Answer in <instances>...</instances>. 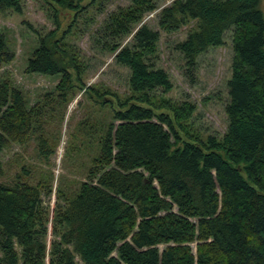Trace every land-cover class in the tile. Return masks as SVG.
Returning <instances> with one entry per match:
<instances>
[{"label": "trees", "instance_id": "trees-1", "mask_svg": "<svg viewBox=\"0 0 264 264\" xmlns=\"http://www.w3.org/2000/svg\"><path fill=\"white\" fill-rule=\"evenodd\" d=\"M262 1L173 0L158 18L166 32L195 21V29L175 45L189 68L231 31L227 129L220 140L182 137L191 104L151 102L152 91L171 88L168 75L148 64L160 37L143 22L157 8L154 0H131L108 15L103 46L129 70L133 96L122 102L102 97L112 122L102 130L91 180L54 211L56 240L49 249L42 192L20 180L13 186L0 183V264H78L77 259L82 264H264ZM55 2L73 7L68 0ZM22 5L23 0H0V15L20 14ZM38 39L26 72L60 76L55 92L66 102L82 82L81 72L56 41ZM13 59L0 34V65ZM36 109L27 108L20 90L0 82V154L12 143L28 141ZM46 145L40 138L44 155ZM1 168L0 160V173Z\"/></svg>", "mask_w": 264, "mask_h": 264}, {"label": "rangeland", "instance_id": "rangeland-1", "mask_svg": "<svg viewBox=\"0 0 264 264\" xmlns=\"http://www.w3.org/2000/svg\"><path fill=\"white\" fill-rule=\"evenodd\" d=\"M68 1L73 5L71 9L60 7L55 0H23L20 14L8 10L0 15V34L14 57L9 64L0 65V82L8 81L20 90L27 108L37 105L34 130L28 141L22 145L12 143L0 154V183L13 186L20 180L42 192L43 206L49 210L48 249L56 240L53 233L56 207L72 198L81 183L91 180L89 170L99 152L102 130L112 122L111 108L104 105L102 97L107 95L122 102L133 96L128 83L130 72L117 65L113 53L104 48L106 37L102 31L108 15L118 8L129 7L131 0ZM172 1L154 0L157 8L143 20L160 34L156 53L148 64L163 70L171 83L167 92L156 89L149 97L156 107L183 103L194 107L191 117L183 123L185 132L181 134L185 140V136L196 141H206L208 137L220 140L227 129L231 31L224 34L221 46L200 54L195 67L189 68L175 45L195 29V21L189 20L171 32L158 26L161 10ZM260 9L264 18V0ZM38 36L49 44L56 41L81 72L82 82L75 85L66 102L59 101L55 92L60 76L26 72L27 61L39 44ZM129 40L130 37L124 38L123 44ZM166 111L165 108L157 112ZM40 138L47 141L45 155L39 149ZM77 262L82 264L79 259Z\"/></svg>", "mask_w": 264, "mask_h": 264}]
</instances>
